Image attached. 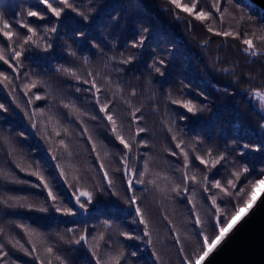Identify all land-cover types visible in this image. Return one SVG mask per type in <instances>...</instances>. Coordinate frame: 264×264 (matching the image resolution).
Here are the masks:
<instances>
[{"label":"trees","instance_id":"1","mask_svg":"<svg viewBox=\"0 0 264 264\" xmlns=\"http://www.w3.org/2000/svg\"><path fill=\"white\" fill-rule=\"evenodd\" d=\"M49 2L55 7H63L59 0ZM181 2L189 5L196 2V11L209 12L212 19L196 21L194 16L177 9L170 0H70L76 11L65 8L59 18L52 17L42 0H0V13L21 38L29 33L19 26L18 21L36 28L40 36H44V30L48 27L57 28L56 33L49 34L52 43L50 51L25 45L27 51L21 58L23 63L18 73L0 61V71L10 81L0 83V104L8 109L7 112L0 110V229L3 230L0 245L8 252L5 257L7 264L8 258L14 261L13 264H29L32 260L19 251V246L13 247L16 241L26 246L29 237L25 228L49 229L50 233L47 232L42 238L33 236L35 242L40 241L38 247L44 256L48 254L54 257L63 252L67 255L66 261L69 254L72 257L66 245L69 241L66 233L76 225L87 224L91 218L86 217L90 216L61 215L44 219L45 215L40 216L36 209L40 205L55 208L51 206L53 202L47 197L43 184L35 191L27 183L17 184L13 181L29 182L31 176L27 175V171L39 172L59 197L57 205L62 208L66 204L72 205L77 213L73 195L66 191H75L72 177H77L81 189L85 188V179L89 174L85 165L101 169L103 153L98 154L92 148L93 142L98 143L95 137H99L102 150V145H105L104 151L110 153L107 156L111 157V151L112 154L119 153V149L123 151V161L119 160L121 167L117 170L113 167L118 175L125 176V158L129 172L135 169L139 174L144 171V165H148L142 185L151 183L155 194H168L165 217L181 230L187 226L186 209L189 204L195 205L196 213L204 216V206H213L210 197L221 192L211 187L204 192L200 183L204 175L208 176L209 184L220 180L230 192V195H225L226 207L224 204L221 206V223L247 199L251 191L249 185L264 176L260 172L264 169V107L262 102L254 101L255 92H264V11L249 0ZM214 3L219 7V12L213 7ZM28 10L40 12L45 19L27 17ZM209 27L213 28L212 32L207 30ZM216 31H232L241 38L217 36L214 34ZM141 37L144 38L143 46L132 48L131 45ZM245 38L253 40V47L258 53L256 56L244 50L247 47L243 44ZM21 43L22 39L14 37L13 42L9 43L0 36V47H4L6 58L14 67L16 62L11 52L13 48L19 51ZM129 58H133L131 63H121ZM153 65L160 67L163 75L156 73ZM62 69L76 72L80 79ZM34 80L39 82L37 87L26 90L25 86ZM84 80L96 81L101 89L96 95L102 103H108L109 113L121 125L126 141L132 144L131 153L115 140L107 120L106 123L99 121L105 116L99 111L100 105L96 104V96L93 95L96 90L90 83H83ZM215 87L228 90L234 98L226 105L220 104L221 95L215 91ZM35 95L46 98L36 100ZM174 100L192 101L197 106V112H187L180 103H173ZM66 104L70 107H64ZM41 110L43 115L40 114ZM33 112L36 114L33 115ZM133 112H136L138 121L132 119ZM39 117H43L41 124L46 128V132L40 133L43 139L44 133L52 137L55 128L66 135L62 155L52 147L48 150L51 156L33 136L32 124L37 123V129ZM138 127L146 131L137 136ZM90 131L93 132L89 134ZM79 133L87 136L85 143L89 149L86 153L76 148L75 143L69 142ZM50 142L52 146L55 144L53 138ZM177 143L182 147L177 148ZM244 144H248L249 148L244 149ZM256 147L261 151H254ZM209 151L213 157H226L221 165L211 171L195 159L197 155L210 159L207 155ZM241 151L244 152L243 156L239 155ZM184 152L189 156L187 167L183 161ZM17 165L26 171H21ZM243 167H248L249 172L242 173L236 181L232 173L242 172ZM181 169L188 177L195 175L196 180L185 179ZM61 171L64 176L60 175ZM230 179L236 183L235 188L227 184ZM157 184L161 186L157 187ZM125 186L128 190L127 183ZM174 187H179L181 191H173ZM183 195H189L191 200H182ZM141 201L140 206L146 214L150 231L156 219L152 217L157 211L156 204H149L147 196H141ZM99 205H90V209L95 210ZM217 205L220 207V204ZM95 212L97 210L92 214ZM131 214L101 219L97 228L99 230L111 224L114 229L109 227L114 232L111 235H115L120 226L124 227L125 232L128 227L126 220L129 221ZM94 222L97 220L88 223L91 234L94 228L90 226ZM138 234L140 239L144 236L143 231ZM62 235L65 237L62 238ZM114 242L118 251L112 252V255L114 258L120 257V264H146L144 261L138 263L137 258L127 253L137 248L136 244L140 241H130L132 245L126 247L121 246L126 241L114 238ZM48 247L53 249L52 253L46 251ZM73 250L76 258L72 263L64 260L63 264H85L88 255H82L79 247ZM58 264H61V260H58Z\"/></svg>","mask_w":264,"mask_h":264},{"label":"rangeland","instance_id":"2","mask_svg":"<svg viewBox=\"0 0 264 264\" xmlns=\"http://www.w3.org/2000/svg\"><path fill=\"white\" fill-rule=\"evenodd\" d=\"M214 89L216 92L219 93V95H221L220 104L222 105H226L234 98V96L230 95V92L228 90H224L218 87H215ZM255 100L261 102L256 97L254 98V101ZM38 120H39V127H37V129L33 128L35 134L33 136H35V138L37 139V142L39 143L40 147L43 150L45 148L44 151H47L50 155L51 153L48 150H51L52 147L53 148L55 147L56 152L59 155H62L64 146L61 144V141L65 140L66 135L65 134L62 135L60 132H59L60 134L57 135L56 132L58 130L55 128L52 137L48 133H44V139H43L42 135L40 134L46 132V128L41 124L43 122V117H39ZM99 121H101V123H106L105 117H103L102 120ZM92 132L90 131L89 134H91ZM76 137L77 138L73 137V139L69 142L75 143L74 146L76 148L86 153V151L89 149L88 147L89 145L85 143L88 141V139L86 138L87 136L82 135V133H79L77 134ZM51 138H53V141H55V144L53 146L50 142ZM95 139H97L98 143L93 142L92 145L93 144L96 145L95 149L98 154L103 153V160L100 161V164H103L104 168L97 169L92 167L90 164L85 165L87 172L89 171V174L85 179L87 185L84 186L85 187L84 189L83 188L81 189L79 187L77 177H72V187L75 189V192L78 193L81 190L91 192L92 190L91 193L93 196V202L87 205V211H85L84 209H80L79 206L76 205L78 211L76 215L77 214H82L85 216L89 215L90 217H86V219L91 218V221L87 222V224H84L83 226L76 225L66 233V236L69 238V241L66 243V245L70 250L72 257L69 254L68 257L69 260L66 261L65 259L67 258V255L64 254L63 252H60L59 255H56L54 257H51L48 254L44 256V254L39 250L38 247L40 241L35 242L33 236L39 235L42 238L47 234L49 229L39 230L37 228H28V232L26 233L29 238L28 240H26L25 248L32 253V255H30L29 257L32 259L29 262V264H41V262H43V264H52L53 262H54L53 264H58V260L54 261L57 256L61 258L60 260L63 261V263H65V261L67 263L69 262L72 263V261L76 258L75 251L73 250L75 247H79L81 249L82 255H88V260L87 262H85V264H95L97 257L100 258L101 264H106V262L107 264H112V261L114 260V256L112 255V252L116 253L118 251V248L114 242V238L119 241L121 240L126 241L125 243L121 244L122 247L132 245L130 244V241H140L139 243L137 242L136 244L137 248H135L134 250L132 249L130 252H127L128 254L130 253L129 256L137 258L138 263L144 261L146 264H197V260H196L197 256H199L205 250L203 246L204 236L207 235L209 238L208 242L211 243L212 239L214 238L215 232H218V228H216L215 231L213 230V226L215 225V216H216V211L213 208V206L209 207L206 204L204 206V210H205L204 216L199 214L202 223L195 224L194 221L197 216L196 208H193V206L189 204V206L186 209V211L189 214L188 216V214L186 213L187 219L185 221V225L187 226L184 227V230L177 229L180 227L178 225L175 227L173 222L165 217V213H166L165 211L166 208H168V201H169L168 194L165 192H163L162 195H159L157 192L155 194L154 191L152 190V187H150L152 186L151 183H147L146 185L134 184V188L132 191L126 190L125 183H127V178H125V176L123 175H118L116 173V170L119 169L122 165V162L119 160L123 161L122 158L123 151L119 149V153H113V154H112L113 151H111V157L107 156L110 153L104 151L106 149L105 145H102V147H104V150H102L99 137H95ZM116 161L119 162L116 163L114 166L113 164ZM83 163L86 164L87 162H83ZM262 163L264 165V161ZM113 167L116 170H114ZM105 171L108 173V178L111 179L113 182L111 188L108 187V181L104 178ZM55 172H57V170H55ZM262 179H264V176L262 177ZM27 185L28 187H32V185H37L36 187H32L35 188V191H38V187L42 186L41 182L35 176H31L29 178V182L27 183ZM156 186L160 187L161 185L157 184ZM66 192L67 193L69 192L72 196L74 191L67 190ZM263 192H264V186H261L256 190L255 201ZM133 194L137 197V204L139 206L142 203L141 196H147V200L149 201V204L151 205L156 204L157 211L152 216L156 218L154 220V227L153 228L150 227L151 240H152V244L150 245L146 243L149 237L143 236L140 239V235L138 234L139 231L140 233L141 231H143L144 226L138 223L139 217L135 215L134 206L130 205V203L128 202V198ZM217 194H219L217 199V204H220V207L224 204L225 205L224 207H226L227 199L225 193L216 192L215 197L217 196ZM72 198H73L72 201H74L75 203V197L72 196ZM187 198L190 199L189 195L182 196V200H186ZM90 205L91 206L99 205L98 206L99 208L95 209L97 210V212L92 214L93 211L95 210H91ZM65 207L71 208L73 210L72 205L68 206L66 204ZM110 208L112 210H109ZM48 209L49 210L47 212L39 213L40 216L45 215L44 219H49L52 216L64 215L62 211L57 212L56 209H50L49 207ZM249 210L250 209L248 208L243 209L242 214L243 212H245L246 215V213ZM142 212L145 215V219H147L143 209ZM131 213L134 214L132 215ZM130 214L132 216L129 218V221L126 220V225L128 227L125 232H123L124 227L120 226L119 231L116 232L115 235H111L112 231L109 230L110 228L113 229L111 224L110 226L104 228L101 227L100 228L101 232H99L100 229L98 230L97 226L101 219L105 220V218L109 216L110 218L126 217ZM53 218H57V217H53ZM236 219L237 221L235 220L232 221V223L235 225L239 222L240 217L238 216ZM94 220H97V222H94L92 226H90V228H94L93 230L94 233L91 234L89 232V224ZM223 223H221V226L223 225ZM138 228H140V230ZM134 229L136 230L131 235V232L134 231ZM29 232L32 233L31 236L29 235ZM128 232L130 233L128 234L129 236L132 237L135 236V237L133 239H128L126 236L121 235V233H128ZM85 234H87L88 236V243L90 245H94V247L91 249L87 245H84L83 242L80 245L72 243V241L78 239L80 235H85ZM100 236H103L102 240L98 239V237ZM177 236H179L180 238L179 241L176 240ZM64 237L65 236L62 235V238ZM93 237H97V239L93 240ZM139 245H141L140 248L138 247ZM92 251H95L97 253V256H93ZM133 253H135V255H133ZM0 256H2V253H0ZM37 256L39 257V259L35 258ZM20 257H22L23 259L22 255ZM206 258L199 261V264H201ZM13 263L14 261L13 260L11 261L8 258V264H13ZM0 264H7L5 257L0 259ZM15 264H20V263H15Z\"/></svg>","mask_w":264,"mask_h":264},{"label":"snow or ice","instance_id":"3","mask_svg":"<svg viewBox=\"0 0 264 264\" xmlns=\"http://www.w3.org/2000/svg\"><path fill=\"white\" fill-rule=\"evenodd\" d=\"M59 2H60V4L63 5V7H55V6H53L52 3L49 2V0H42V3L46 6L47 11L50 12L52 17H55V18H59L62 15V13L65 11V8H71L72 11H76V9L70 3V0H59ZM170 2L177 9H181L183 12L189 14L190 16H194L196 21L203 22V21H207V20L212 19V16L209 12H206V11L197 12L196 11V9H197V3L196 2H192L190 5L182 3L181 0H170ZM213 7L216 8V11H218V12L220 11L219 7H217L215 3L213 4ZM26 15H27V17H36L39 20L45 19V16L42 15L38 11L28 10ZM221 19H223V17H221ZM18 23H19V26L21 28H24L27 30V33H29V35H25L21 38V36L17 32L13 31V25L11 23H9L8 20L5 19L4 15L2 13H0V36H2L9 43L13 42L14 37L16 39H22L20 50L17 51L15 48H13L12 52H11V57L16 62L15 67L11 63H9V59L6 58L4 47H0V61H3V63L8 65V67L11 68L13 72H17V73L19 72V67L23 63L21 58L24 56V53L27 51V49L25 48V45H31V46H34L36 48L42 47V50L44 52H48L52 49V43H51V38H50L49 34H54L57 32V28L55 26H52V27H48L44 30V33H45L44 36H40L39 33L37 32L36 28L30 26L28 23L23 22V21H18ZM207 30L209 32H212L213 28L209 27ZM214 34L217 36H223L225 38L233 37V36L236 39L241 38L239 34L234 33L232 31H216ZM37 37H38V39H37ZM46 37H48V39H46ZM262 39H264V37H262ZM143 44H144V38L141 37L138 42H134L131 46H132V48H140L141 46H143ZM243 44L247 46L244 49L246 52H249L253 56H256L258 54L253 47V40L252 39H248V38L243 39ZM73 55H75V53H73ZM132 59L133 58L122 60L121 63H124V64L131 63ZM160 63L163 64V61H160ZM153 68H154L156 73L163 75V72L161 71L160 67H156L155 65H153ZM62 71H64L68 75L76 78L77 80L80 79L79 76L77 75V73L71 71L70 69H62ZM89 75H91V73H89ZM3 82H10L9 77L4 72L0 71V83H3ZM38 83H39L38 81L34 80L31 82V84L26 85L25 88H26V90L28 88H36ZM83 83H85V84L90 83L91 87L96 90V92L93 93V95L96 96V104L100 105L99 111L101 113H104L105 119L107 120L108 124L111 126V128H110L111 133L113 134L115 140L119 141V144L122 145L124 149H127L129 153H131L133 151L132 144L129 141H126L124 135L122 134L121 125H119L117 123V120L114 118V115L109 113L108 103L107 102L102 103L101 100L99 99V96L96 95L97 93H99L101 91V89L97 86L96 81L95 80H92V81L84 80ZM77 91H80V89L77 88ZM134 94L135 93H133V95ZM254 95L257 99H259L262 102V107H264V92L257 91L254 93ZM45 98L46 97H42L40 95H35L36 100H41V99H45ZM29 103H31V101H29ZM173 103H180L181 106L184 109H186L187 112H189V113L195 114L197 112V106L190 100L187 102H180V101L174 100ZM64 107L68 108L70 106L66 104V105H64ZM0 110H3L5 112L8 111V109L5 107L4 104H0ZM73 110L75 111V109H73ZM35 114L36 113L33 112V115H35ZM40 114L43 115V110H41ZM92 119H96V117H92ZM132 119L134 121H138V118L136 116V112L132 113ZM36 126L37 125L35 123L32 124L33 128H36ZM118 129H121V130H118ZM169 130H171V129H169ZM85 131H87V129H85ZM145 131H146L145 128L138 127L136 129V135L138 136L140 133H143ZM56 134L59 135L60 133L57 131ZM172 138L176 139L175 136H173ZM89 139H91V137H89ZM61 144L63 145V141H61ZM65 147H66V145H65ZM176 147L181 148L182 145L180 143H177ZM92 148H93V150H95L96 145L93 144ZM243 148L247 149V148H249V145L244 144ZM254 151L260 152L261 148L256 147L254 149ZM172 154L175 155V153H172ZM207 155L210 159L206 160L200 155H197L195 157V159L198 160L201 165H204L208 171H211V169L216 168L217 165H221V162L225 161V159H226V157L224 155H218V156L213 157L211 151H209ZM239 155L243 156L244 152L241 151L239 153ZM183 161H184V165L187 167V165L189 164V156H188L187 152H184V154H183ZM233 165L235 166V162H233ZM17 166L20 167L19 165H17ZM100 168L103 169L104 165L100 164ZM20 170L26 171V169L24 167H20ZM147 170H148V165L145 164L143 172L137 174L135 169H132L131 172H129V165L127 164V161L125 158L124 173H125V176L127 177V189L129 191L133 190L134 184H143L144 183V180L142 179V177L147 172ZM181 171L184 173L185 179H191L193 181L196 180L195 175L188 177L187 173L184 172V169H181ZM248 172H249L248 167H243L242 172L241 171H235L232 173V176L235 177L236 181H238L240 179L242 173L246 174ZM260 172L262 175H264V169H261ZM27 175L36 176L37 179L41 182V184H43V188L47 189V197L51 198V200L53 202L51 206L54 207L57 212L62 211L65 216H75L76 215V212H74L71 208H68V207L61 208L57 205L56 202L59 199V197L53 193L49 184L45 181V178L39 172L27 171ZM60 175L64 176L65 174L63 171H61ZM104 178L108 181V187L111 188L113 182L111 179L108 178V173L106 171L104 172ZM165 179H168V178L165 177ZM13 182L17 183V184L28 183L27 181L19 180V179H16ZM152 183L155 184V181H152ZM200 183L203 185V191L204 192H208L209 188L211 187V188L219 189L221 192L225 193L226 196L230 195V192L228 191V189H226L225 187L222 186L220 180H216L214 183L209 184L208 176L204 175L202 177ZM227 184L231 188L236 187V183L231 179L227 181ZM36 186L37 185H32V187H36ZM261 186H264V179H256L253 183H251L249 185L251 191L249 192L247 199L244 200L242 205L236 206L235 211L232 212V214L226 218V220L224 221L222 226H221V219L220 218H221V215H223V209H221L217 205V199L214 195L212 197H210L212 200V205L216 209L215 225L213 226V230L215 231V229L218 228V232H215L214 238L212 239L211 243L208 242V240H209L208 236L207 235L204 236L203 246H204L205 250L199 256H197V258H196L197 264H199V261L208 257L210 255V253L216 248V246L221 242L223 237H225V235L228 232H230L232 230V228L235 227V224H233L232 221H234V220L237 221L236 218L238 216L241 219L243 218V216L245 215V212H243V214H242V210L245 208L250 209L255 204L256 189L260 188ZM185 190H187V189H185ZM173 191L179 193L181 191V189L179 187H174ZM73 196L75 197V203L79 206L80 209H84L85 211H87V205L91 204L93 202L92 193L88 192V191L81 190L78 193L74 191ZM82 198H83V201H82ZM128 202L130 203V205L134 206L135 215L137 217H139L138 223L142 224L144 226L143 235L146 237H149V239L146 241V243L149 245L152 244L151 233L149 231V225H148L147 220L145 219V215L142 212L141 207L137 204V197L134 194L131 195L128 198ZM20 206L24 207L25 205H20ZM28 207L31 208L32 206L28 205ZM193 208H195V205H193ZM36 210L39 212H47L48 207H45L44 205H40ZM105 223H107V222H105ZM194 223L195 224H201L202 223V221L199 217V214H197ZM20 227H24V226L20 225ZM25 231L28 232V229L25 228ZM0 235H3L2 229H0ZM29 235L31 236L32 233L29 232ZM121 235L126 236L128 239L134 238L132 236H129L128 233H121ZM96 239H97V237H93V240H96ZM98 239L102 240L103 236L98 237ZM179 239H180L179 236H177L176 240L179 241ZM82 242L84 245H87L90 249L94 247V245H90L88 243L87 234L80 235L78 239H75L72 241V243L77 244V245H80ZM9 243H11V241H9ZM17 246H19V251L23 252L25 255H28V256L32 255V253L29 252L28 249H26L22 244H20L19 241H16V243L13 245L14 248ZM96 246H98V245H96ZM46 251L48 253H52L53 249L51 247H48L46 249ZM0 253H2V256H0V259L8 256V252L4 251L3 245H0ZM92 255L97 256V253L95 251H92ZM133 255H135V253H133ZM35 258L39 259L38 256ZM56 259L60 260L61 258L59 256H57ZM41 264H43V262H41ZM61 264H63V261H61ZM95 264H101V260L99 257H97ZM106 264H107V262H106ZM112 264H120V257L119 256L115 257L114 260L112 261Z\"/></svg>","mask_w":264,"mask_h":264},{"label":"water","instance_id":"4","mask_svg":"<svg viewBox=\"0 0 264 264\" xmlns=\"http://www.w3.org/2000/svg\"><path fill=\"white\" fill-rule=\"evenodd\" d=\"M264 11V0H249ZM202 264H264V192Z\"/></svg>","mask_w":264,"mask_h":264},{"label":"bare ground","instance_id":"5","mask_svg":"<svg viewBox=\"0 0 264 264\" xmlns=\"http://www.w3.org/2000/svg\"><path fill=\"white\" fill-rule=\"evenodd\" d=\"M203 262H204V261H203ZM203 262H202V263H203ZM202 263H201V264H202Z\"/></svg>","mask_w":264,"mask_h":264}]
</instances>
